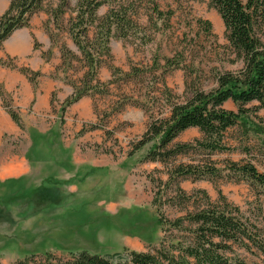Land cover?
Listing matches in <instances>:
<instances>
[{
	"label": "rangeland",
	"instance_id": "obj_1",
	"mask_svg": "<svg viewBox=\"0 0 264 264\" xmlns=\"http://www.w3.org/2000/svg\"><path fill=\"white\" fill-rule=\"evenodd\" d=\"M68 1L70 7L60 17L55 9L59 0L43 4L52 47L42 56L49 59L56 57V50L60 52V64L54 75L47 77H58L62 84L71 86L72 82L80 83L87 67L69 34V21L77 16L79 0ZM209 3L210 0H137L133 17L139 23L138 29L130 30L128 38L119 37L114 29L110 50L102 54L100 83L88 96L91 102L87 112L67 115L70 106L62 110L65 97L61 89L52 91L38 113L34 102L23 109L18 107L24 129L9 114L5 120L0 111L4 127L0 133V168L7 164L14 171L11 180H0V264H13L24 255L45 252L70 257L71 252L80 251L101 256L146 251L167 235L158 224L157 211L172 219L184 214L178 198L176 206L171 204L179 189L193 200H200V204L205 203L201 190L214 202L223 195L240 209L256 243H264V186L237 178L228 169L233 161H250L264 173V136L254 131L247 134L238 124L225 133V151L190 152L166 162H151L144 160L150 143L128 155L132 143L142 137L149 123L169 114L168 99L181 102L190 93L186 82H196L207 89L215 71L240 67L228 46L223 21ZM110 7L100 6L98 16L103 17ZM202 21H210L211 28L206 30ZM96 33L98 46L104 29L92 27L91 37ZM3 59L14 64L11 58ZM167 59L180 66H167ZM133 68L142 74L128 77ZM47 84L48 79L41 80L40 76L37 85H32L34 92L45 89ZM18 91L19 85L15 93ZM16 95L8 93L7 103L16 106ZM120 105H124L123 109L116 111ZM1 106L4 108L3 103ZM225 107L238 110L231 101ZM245 108L251 124L264 127V108H258L256 102ZM98 116L102 117V125L91 128ZM201 137L197 127L189 128L175 141L194 144ZM61 154H80L87 159L81 166L72 165L80 181L76 191L72 181V195L68 186L63 187L68 191L63 196L57 194L52 188L55 184L51 169L43 168L52 163L42 158ZM186 164L197 167L199 173L215 167L222 176L170 177L174 167ZM22 167L25 174H21ZM38 189L48 190L43 195L35 193ZM154 199L159 205L153 204ZM188 206L194 208L192 203ZM176 233L181 235L180 231ZM256 245L250 241L232 243L223 253L247 264H264V253Z\"/></svg>",
	"mask_w": 264,
	"mask_h": 264
},
{
	"label": "trees",
	"instance_id": "obj_2",
	"mask_svg": "<svg viewBox=\"0 0 264 264\" xmlns=\"http://www.w3.org/2000/svg\"><path fill=\"white\" fill-rule=\"evenodd\" d=\"M45 1L11 0L8 10L0 15V44L16 29L29 27L31 16L42 10ZM136 1H78L75 7L77 16L69 21V34L82 54L87 71L79 84L72 82L71 95L61 103L63 111L83 97L92 96L96 90L97 84L100 83L99 69L103 66L102 54L104 50L108 52L110 50L109 42L114 36V29L122 38H128L130 30L138 29L139 23L133 17L137 12L134 5ZM105 4L111 7L103 17H99L98 9ZM209 4L217 10L223 21L228 46L235 56L234 61L240 62V67L235 70L215 71L211 87L207 89L201 87L199 83L193 82L189 85L186 82L190 93L181 102L168 99L169 114L157 117L149 123L142 137L132 143L129 156L150 143L144 160L151 162H166L190 152L225 151L227 149L225 133L238 124H242L238 126L245 128L247 134L254 131L257 135L264 136V127L251 124L245 108L247 104L254 102L258 104V108H264V0H210ZM69 7L68 0H59V5L55 8L56 14H59V17L64 15ZM202 23L206 30L211 28L210 21ZM94 26L96 29H104L98 46L95 43L99 39L98 34L91 37V28ZM39 46L40 43L35 39L34 47ZM98 47L102 48L101 51L97 50ZM42 54L44 55V52ZM173 62L175 61L167 59V66H180L179 62ZM11 63L13 62L0 58L2 66H15ZM133 69L128 77L142 74L141 70ZM19 70L32 85H37L41 76L39 71L29 67H21ZM7 96V91L0 83V97L6 112L18 127L24 129L25 124L18 109L7 103ZM228 101L237 105V112L225 107ZM123 106L117 107L116 111H121ZM101 118L98 116L97 122L90 124L91 128L101 126ZM196 127L202 133V137L194 144L175 141L182 132ZM228 166L230 172L237 178L264 186V173L252 162L233 161ZM174 168L170 177L175 179L181 176L196 178L222 176L215 167H207L202 173L198 172L197 167L189 164ZM175 179L172 178V181ZM52 188L59 194L57 187ZM48 189H38L35 193L46 195L45 190ZM200 193L205 199L203 204L179 189V195L171 199L172 206L178 203L183 206L184 214L179 217L168 218L157 211L158 224L167 235L162 236L157 245L150 244L146 251L131 250L125 251L124 254L119 252L106 256L80 251L71 252L70 257L45 252L43 255H24L13 264H247L239 258H229L223 253L224 250L230 249L232 243L250 241L257 244L247 224L242 220L240 209L229 203L223 195L219 201L214 202L205 190H201ZM175 198H178V203L175 202ZM190 203L193 209L188 206ZM153 204L159 205L157 199H154ZM176 231H180L181 235L179 236ZM256 246L264 253V243Z\"/></svg>",
	"mask_w": 264,
	"mask_h": 264
},
{
	"label": "crops",
	"instance_id": "obj_3",
	"mask_svg": "<svg viewBox=\"0 0 264 264\" xmlns=\"http://www.w3.org/2000/svg\"><path fill=\"white\" fill-rule=\"evenodd\" d=\"M10 1L11 0H0V15L4 14L8 10ZM47 18L48 14L44 10L34 13L30 18L29 27L16 29L9 37H7L6 40L3 41L2 44H0V58L9 56L13 59L14 65L16 66V69H13L11 67L0 65V83H2L4 89L8 93L14 92V95L17 94V97H15L18 99V102L15 99V107L17 109L18 107H22L23 109V107L25 108L30 103L32 104L34 102L32 105L35 107V112L38 113L39 109L43 108L45 99L48 98V96L50 97V94H52V91L55 89H61L65 99L71 95L73 91L71 86L62 84L60 78H48L50 75H54L53 71L61 61L60 52L58 50H56V57L46 59L42 56L43 51L45 52L47 49L52 47V43L45 27V21ZM34 39L40 43L39 48L34 47ZM19 67H29L32 70L39 71L41 73V80L44 77L48 79L46 88H42L38 92H34L33 86L27 77L17 70ZM18 85L20 87V91H18L19 93H15L16 86ZM89 102L91 101L88 97H83L68 108L67 115H72V113L76 111L79 113L84 111L87 112L88 106L90 104ZM1 104L0 98V111H2L1 114L5 120H8V113L1 106ZM92 120H94V118ZM7 127L14 128L16 125H7ZM3 129L4 127L0 123V133H2ZM82 157L83 156L80 154H61L50 155L48 159H41L45 161L48 160L52 163L51 165H44L43 168L45 169L47 166L48 169H51V173H53L52 180L55 184V187L59 189L60 196L61 194L63 196L65 192H68L67 190L64 191V186L71 187L69 189L70 195H72V191L78 190L80 181L72 172V165L76 164V166H81L83 163H85L87 159ZM10 166L11 165L6 164L4 168H0V178H2L0 180L2 182L5 180H11L10 177L14 176V171ZM22 168L23 173L21 174H25V167ZM72 181H74V190H72ZM41 185L42 184L39 186ZM39 186H36L35 188H38Z\"/></svg>",
	"mask_w": 264,
	"mask_h": 264
}]
</instances>
